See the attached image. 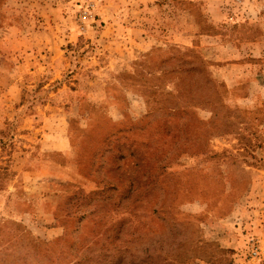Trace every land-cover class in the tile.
Instances as JSON below:
<instances>
[{
	"label": "rangeland",
	"instance_id": "374dc122",
	"mask_svg": "<svg viewBox=\"0 0 264 264\" xmlns=\"http://www.w3.org/2000/svg\"><path fill=\"white\" fill-rule=\"evenodd\" d=\"M114 238L264 264V0H0V264Z\"/></svg>",
	"mask_w": 264,
	"mask_h": 264
},
{
	"label": "trees",
	"instance_id": "16d2710c",
	"mask_svg": "<svg viewBox=\"0 0 264 264\" xmlns=\"http://www.w3.org/2000/svg\"><path fill=\"white\" fill-rule=\"evenodd\" d=\"M202 75L204 76L205 82L203 83L202 87L206 85H211V81L206 79V71L204 73L201 68ZM206 73V74H205ZM186 86V85H181ZM180 86V87H181ZM184 88V87H183ZM182 88V89H183ZM188 89V86H187ZM188 95L185 94V96ZM117 238H114L115 241ZM158 239V238H157ZM118 240V239H117ZM156 246L151 249L153 252L161 251L164 246L162 241L155 240ZM131 245L128 241H121L118 240L117 243L109 241L108 244L100 245L97 249L87 248L83 253L84 264H184L183 259L178 255L170 254L166 255L165 258H160L159 255L154 257L153 255L150 256L149 251L147 248L142 250L143 255L141 257L131 255ZM78 263V262H77ZM76 263V264H77ZM230 264V263H227Z\"/></svg>",
	"mask_w": 264,
	"mask_h": 264
},
{
	"label": "built area",
	"instance_id": "2783aa9c",
	"mask_svg": "<svg viewBox=\"0 0 264 264\" xmlns=\"http://www.w3.org/2000/svg\"><path fill=\"white\" fill-rule=\"evenodd\" d=\"M251 255H252V256H256V252L253 251V252L251 253Z\"/></svg>",
	"mask_w": 264,
	"mask_h": 264
}]
</instances>
